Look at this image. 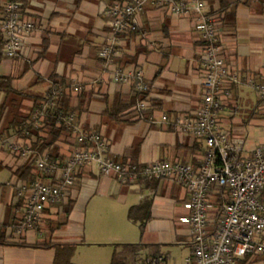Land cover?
Returning a JSON list of instances; mask_svg holds the SVG:
<instances>
[{"label": "crops", "instance_id": "crops-1", "mask_svg": "<svg viewBox=\"0 0 264 264\" xmlns=\"http://www.w3.org/2000/svg\"><path fill=\"white\" fill-rule=\"evenodd\" d=\"M112 1L24 0L35 30L25 38L17 58L0 62V76L13 75L14 89L27 95L20 100V114L30 115L35 101L48 95L54 85L51 77L56 76L63 86L82 87L79 104L74 101V108L80 106L75 110L76 123L83 131L96 130L102 135L109 158L121 163L170 161L199 166L205 144L182 129L186 119L197 118L203 97L202 52L193 19L174 16L147 2L136 18L138 32L119 35L116 54L107 63L99 52L112 37L106 15ZM221 1L207 0V9L210 13L225 9L221 40L227 63L237 73L239 83L232 85L233 98L218 113V122L231 142L244 140L242 154L251 156L264 143V118L259 114L262 101L248 83L253 80L264 84V4L260 0ZM135 68H140L149 84L147 106L141 111H137V105L127 108L121 113L122 119L114 122L106 114L107 103L120 95L123 104L128 105L137 94L134 84L116 79L115 72L120 69L127 74ZM4 100L5 95L0 104ZM242 100H255L247 119L237 115ZM152 116L154 121L150 120ZM163 116L167 121L162 120ZM11 118L9 108L0 128V171L9 172V178L0 181V224L24 216L11 209L18 202L21 184L12 170L26 161L13 155L6 141L28 140L8 138L11 133L6 129ZM76 146L71 138L59 147V152L67 158ZM96 195L97 209L90 211L87 223L85 207ZM69 200L74 205L66 214L64 206ZM187 201L188 194L180 183L140 179L122 184L90 166L78 176L63 204L45 211L41 228L22 235L14 227L8 228L7 235H12L13 241L23 238L21 241L30 246L0 245V264H54V249L32 246L50 236L54 242L76 246L73 264H96L82 258L90 249L101 255L112 250V258L115 244L124 243L155 244L161 258L156 264L164 261L166 254L172 256L189 248L185 264L192 256L190 228L183 221L189 215ZM147 202L151 218L142 232L139 224L129 219V210ZM144 214L138 217L144 218ZM50 228L58 229L50 232ZM145 253L146 257L152 255L145 249L142 257ZM239 264H264V257L247 256Z\"/></svg>", "mask_w": 264, "mask_h": 264}, {"label": "built area", "instance_id": "built-area-1", "mask_svg": "<svg viewBox=\"0 0 264 264\" xmlns=\"http://www.w3.org/2000/svg\"><path fill=\"white\" fill-rule=\"evenodd\" d=\"M149 1L174 16L192 18L199 35L202 104L197 118L192 121L186 119L182 129L204 142L206 154L203 160L199 166L170 161L148 164L117 162L106 155L108 144L102 135L96 130L83 131L76 123V115L70 114L63 121L79 147L62 163L51 161L46 154L36 153L29 141H6L11 153L22 160L27 161L35 154L37 169L51 179L19 184L17 197L25 199V207L24 223L17 228V234L37 231L43 224L45 211L63 204L78 176L85 168L94 165L102 175L122 184L135 183L140 179H166L185 188L189 215L183 221L190 228L192 246V256L185 264H239L247 256L264 257V143L256 147L251 156H244V140L231 142L228 132L218 122V113L233 98L232 85L239 83L237 73L230 68L224 53L221 40L223 15L210 13L207 0L192 3L184 0H129L115 3L106 9L112 37L99 55L107 63L111 60L116 54L117 37L138 30L136 18ZM0 29L4 39V57L17 58L25 38L35 30L23 0H2ZM115 78L132 82L137 94L149 90L140 68L127 74L118 69ZM248 83L259 94L262 101L259 114L264 118V84L253 80ZM65 90L78 94L82 87L75 85L66 89L59 85L42 108L35 110L36 128L42 125L48 109L56 106ZM146 106V100L139 101L136 109L141 111ZM150 120L154 121V117ZM162 120L167 121V116ZM24 134L28 136L29 131ZM219 192H224L226 201L216 218L218 209L211 200Z\"/></svg>", "mask_w": 264, "mask_h": 264}, {"label": "trees", "instance_id": "trees-1", "mask_svg": "<svg viewBox=\"0 0 264 264\" xmlns=\"http://www.w3.org/2000/svg\"><path fill=\"white\" fill-rule=\"evenodd\" d=\"M129 0H113L111 5L115 3H124ZM248 1V0H247ZM264 4V0H260ZM24 2V0H23ZM223 2V0L221 1ZM110 5V6H111ZM109 6V7H110ZM24 8L25 2H24ZM225 9L222 8L218 10V13L223 15L222 24H224L225 20ZM1 13H2V0H0V23H1ZM217 13V12H214ZM136 31H129L125 34L120 35L121 37H125L129 34L136 33ZM4 47V39L1 34L0 29V62L5 59L2 51ZM43 52V51H42ZM13 75H6L0 76V94L5 95V100L0 104V128L3 122V119L6 115V112L9 108L12 109V118L9 129H6L7 132L10 131L8 138H19L23 137L29 141L33 150L40 155H48L51 161H59L64 162L66 158L62 156L59 152V147L62 144L68 143L71 138H73L72 133L68 130L66 124L63 121V118H66L70 114H75V110L78 108H74V101L81 99L83 93L82 91L78 94L73 93L72 90L70 91H63L60 98L56 101V106L54 108H49L47 111L46 119L42 122L40 127H35L34 120H31L35 114V110L42 108L43 104L48 101L49 97L55 91V89L63 84L58 81L56 76L51 77V81L53 82V87L48 92V95L41 100L35 101V106L28 116H22L20 114V100L25 98L26 93L18 92L13 87L14 81ZM66 89H71L70 86H66ZM136 91V90H135ZM150 89L145 93L136 94V99L132 101L131 104L125 105L123 104V99L120 95H116L112 102L107 103L106 107V114L112 121H120L123 116L121 113L125 111L127 108L135 107L139 101H144L147 99ZM137 93V92H136ZM133 111H136L135 109ZM31 123V124H29ZM29 131V135L26 136L24 133ZM7 138V139H8ZM77 144V143H76ZM78 144L76 146L77 149ZM206 154V151H205ZM204 154V156H205ZM36 155L34 154L27 160L22 166L18 167L16 170H12L13 176L17 179V182L23 183H32L37 180H50L48 175L43 174L41 171L37 169L35 164ZM124 161L122 163H126ZM0 167L1 163H0ZM52 183H55L52 181ZM18 193V192H17ZM212 205L217 208V216L220 214L223 203L226 201L224 197V192L215 193L212 198ZM145 203L142 206H134L131 207L129 210V219L135 223L139 224L141 231L143 232L146 226V223L151 218L150 211V203ZM74 201L69 200L68 205L64 206L66 210V214H69L71 209L73 208ZM15 211L19 212L20 214H24V207H25V199L18 198V202L16 205L12 206ZM145 212L144 218H139L138 215L141 212ZM16 222H5L0 224V245H15L20 247H27L30 246L24 243L23 238L18 241H13L14 238L12 235L8 236V228L14 227L17 230L18 227L22 226L24 223V218H15ZM40 226L39 228H41ZM58 228H50V232H54ZM33 247H40V248H52L55 250V260L54 264H73L72 263V256L75 252L76 246L74 244H65V243H57L53 241V237L50 236L49 239H45L43 243H37L32 245ZM115 251L112 254L111 264H138L140 260H142V251L145 249L150 250V253L153 255V262L158 261L160 259L158 247L155 244H142V243H124V244H115ZM119 247V248H118ZM147 262H150L148 260Z\"/></svg>", "mask_w": 264, "mask_h": 264}, {"label": "rangeland", "instance_id": "rangeland-1", "mask_svg": "<svg viewBox=\"0 0 264 264\" xmlns=\"http://www.w3.org/2000/svg\"><path fill=\"white\" fill-rule=\"evenodd\" d=\"M4 65V62L1 63V66ZM1 74V72H0ZM5 75V74H4ZM4 98V94H0V99ZM255 101V100H254ZM254 101H250V102H244V100H242L240 102V109L238 111V117H241L243 119H247L250 112L253 109V103ZM9 178V172L4 170V171H0V181L5 179V178ZM87 213H86V220L88 223L89 220V214L90 211H93L94 209H97V195L93 197V200L91 201V203L85 207ZM94 219H97V217H95ZM95 248V247H92ZM111 252L112 250H110V253H103L98 254L96 249H90L89 251H86V253L82 256V258H88V261H94L96 262V264H111ZM189 252V248H184L183 250H179L176 251L174 254H172V256H168L167 254L164 257V261L160 262L159 264H173L174 263V259L176 260V264H183V260L185 255H187V253ZM146 254L144 255V257H142V260H140V262L138 264H156L153 262V255H148V260H150V262H147V258H146ZM97 259V260H96Z\"/></svg>", "mask_w": 264, "mask_h": 264}]
</instances>
